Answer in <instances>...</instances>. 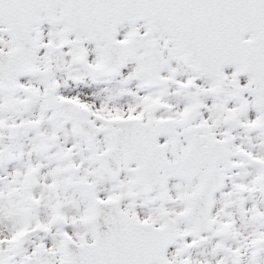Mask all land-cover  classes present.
<instances>
[{
    "label": "snow or ice",
    "instance_id": "obj_1",
    "mask_svg": "<svg viewBox=\"0 0 264 264\" xmlns=\"http://www.w3.org/2000/svg\"><path fill=\"white\" fill-rule=\"evenodd\" d=\"M0 264H264V0H0Z\"/></svg>",
    "mask_w": 264,
    "mask_h": 264
}]
</instances>
